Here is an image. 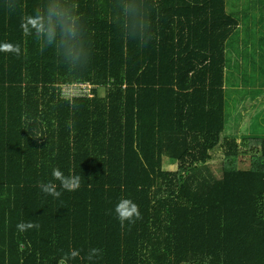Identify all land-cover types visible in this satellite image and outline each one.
<instances>
[{"label":"trees","instance_id":"obj_1","mask_svg":"<svg viewBox=\"0 0 264 264\" xmlns=\"http://www.w3.org/2000/svg\"><path fill=\"white\" fill-rule=\"evenodd\" d=\"M51 5L77 17V65L59 24L43 49L24 30ZM227 7L0 0V44L21 50L0 51V264H264V138L240 169L243 137L225 133L227 49L251 26ZM252 37L264 45L261 31ZM75 83L97 87L94 96H63ZM54 168L80 176L79 188L60 187ZM49 181L59 197L42 192ZM121 198L141 213L123 227ZM21 222L39 227L20 231ZM92 248L101 252L89 260Z\"/></svg>","mask_w":264,"mask_h":264},{"label":"rangeland","instance_id":"obj_2","mask_svg":"<svg viewBox=\"0 0 264 264\" xmlns=\"http://www.w3.org/2000/svg\"><path fill=\"white\" fill-rule=\"evenodd\" d=\"M260 0H229V7L232 10L233 5L238 6L243 10L246 24H252L253 31L257 32V25L260 26L258 18L263 13V8L259 11L251 9L253 3L260 6L264 2ZM252 6V7H251ZM238 10V8H237ZM262 27V25H261ZM261 34L264 35V27L261 28ZM255 61L251 62L253 66H248L250 62H246L243 67L237 68V81L232 80L236 78L235 71H229V78L231 81L226 83L227 90L225 91L226 98V114L227 121L231 125L225 129L227 135L237 134L242 136L243 150L246 151L243 157H240L236 162L237 168L248 169L251 165V159L255 156L258 150V143L264 138V45L258 42L255 43ZM105 89H100V96H104ZM62 94L66 97L71 96L67 90V85L62 86ZM164 168H177V163L164 158ZM226 163V162H225ZM224 164V161H223ZM221 162L216 160L212 165V170L216 175L220 174Z\"/></svg>","mask_w":264,"mask_h":264},{"label":"clouds","instance_id":"obj_3","mask_svg":"<svg viewBox=\"0 0 264 264\" xmlns=\"http://www.w3.org/2000/svg\"><path fill=\"white\" fill-rule=\"evenodd\" d=\"M60 27V44L68 51H74L76 54L73 57V64L77 65L80 61L81 51L78 49L75 43L79 33V27L77 24V17L68 13L65 9L59 5H51L47 10L46 17L43 15L29 16L26 23L23 25L24 30L28 34H33L38 41H42L40 47L43 49L46 46H52L56 43L57 26ZM30 26V27H29ZM152 39L151 36L148 37ZM147 41L145 42V45ZM0 51L20 53L19 45H13L12 43L0 44ZM53 180L60 181V187L67 191H74L79 188L81 178L78 175L65 176L59 168L52 170ZM42 192L59 197L60 191L57 190V186L53 181L48 183H42L40 185ZM115 212L121 227L124 226V222L128 221L134 223L136 219L141 218L139 206L129 198H121L115 206ZM38 228L39 225L32 222H21L17 225L20 231H25L30 228ZM101 250L98 248H92L89 252L88 259L92 260L95 256L100 254ZM79 254L78 250L70 251L67 257L62 258L66 260L69 258H75Z\"/></svg>","mask_w":264,"mask_h":264},{"label":"crops","instance_id":"obj_4","mask_svg":"<svg viewBox=\"0 0 264 264\" xmlns=\"http://www.w3.org/2000/svg\"><path fill=\"white\" fill-rule=\"evenodd\" d=\"M240 5V4H239ZM238 6L236 7V10L238 8L237 11L240 12V15L242 14L241 18L242 21L244 22V19L247 17L243 14V10H241ZM252 7V6H251ZM251 9H256L259 10V7H252ZM241 21V26H243V22ZM252 25V24H250ZM261 26V25H260ZM260 26L257 25L258 31L255 33H252V29L250 31V38H246L248 36V34H241V36L239 35V37H237L235 39V42L233 43V46L228 47L227 49V57L229 58V64L225 70V87L226 83L231 81L232 77L229 78L228 74L229 71H232V69L235 71V75L236 78H233L232 80L237 81V75H238V70L237 68L239 67H243L246 65V62H250V64L248 66H253V64L251 62L255 61V41L253 39L252 36H254L256 34V36L258 37L259 33H260ZM227 90V88H226Z\"/></svg>","mask_w":264,"mask_h":264},{"label":"built area","instance_id":"obj_5","mask_svg":"<svg viewBox=\"0 0 264 264\" xmlns=\"http://www.w3.org/2000/svg\"><path fill=\"white\" fill-rule=\"evenodd\" d=\"M96 88L97 87L93 86L90 83L67 84V90L71 94V96L69 95L68 98H72L76 96L92 98L94 96L93 90Z\"/></svg>","mask_w":264,"mask_h":264}]
</instances>
